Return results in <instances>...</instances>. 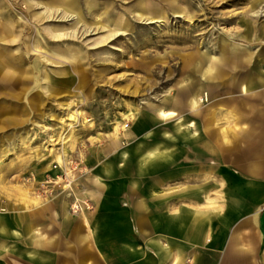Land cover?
<instances>
[{
  "label": "rangeland",
  "instance_id": "1",
  "mask_svg": "<svg viewBox=\"0 0 264 264\" xmlns=\"http://www.w3.org/2000/svg\"><path fill=\"white\" fill-rule=\"evenodd\" d=\"M70 1L68 5L63 0H0V23L11 24L13 35L0 42L5 46L3 57L8 66L24 73L23 82L13 86L0 80V212L15 210L24 213L23 219L36 220L48 236H55L57 248L50 252L56 264H73L75 243L69 233L74 222L82 223L83 210L88 218L94 217L91 226L96 231L103 218V192L80 179L99 172L100 160L116 165L114 154L124 142L123 132L131 128L137 112L155 116L151 107L166 105L163 99L167 92L175 93L186 55H196L193 62L199 64L202 53L219 56L224 44L235 42L253 52L241 73L255 82L250 93L255 96L232 91L219 80L210 83L199 115L180 110L201 128L200 140L168 141L178 153L157 173H167L161 174L160 189L204 186L211 201L201 204L171 195L163 201L169 210L186 205L223 212L234 204L235 191L239 192L238 208L244 207L249 194L256 202L264 200V101L260 99L264 83L257 81L264 76V36H252L249 42L241 38L249 19L256 31L264 23V0ZM146 5L151 14L164 11L166 17L154 22L145 19L152 17ZM119 15L128 29L109 37ZM68 46L78 50L74 63L53 51ZM201 72L191 73L190 78L196 79ZM233 125L242 127L236 137L228 131ZM112 140L117 143L115 151H103ZM202 143L209 146L203 154L197 152ZM183 161L192 167L183 170L189 171L185 178L180 174ZM251 163L260 164V173L248 174ZM64 191H70L69 196ZM137 199H145L147 210L154 206L146 194L129 195L128 204ZM63 202L74 215L70 222L63 218ZM261 205L264 201L254 209ZM230 215L228 231L234 225ZM210 218L213 225L218 223L214 214ZM150 220L146 215L141 225L146 239L156 237ZM124 228L136 241L130 224ZM161 234L159 240L165 244ZM100 237L107 244L103 233ZM248 246L244 251L264 257L263 247ZM95 256L99 264L116 260L112 254L108 263L96 251Z\"/></svg>",
  "mask_w": 264,
  "mask_h": 264
},
{
  "label": "crops",
  "instance_id": "2",
  "mask_svg": "<svg viewBox=\"0 0 264 264\" xmlns=\"http://www.w3.org/2000/svg\"><path fill=\"white\" fill-rule=\"evenodd\" d=\"M245 24V34H242L241 38L246 39L247 42L251 41L252 36L256 37L258 34L264 36V23L259 25L258 31L250 19ZM254 32H256L255 35ZM234 45L239 46L243 53H237L240 54L238 59L237 54L234 53L232 63L229 61L222 64L220 76L213 81L204 78L205 65L204 68L201 66L202 72L201 68L198 70L194 67V70L187 72V69L182 67L181 79H186L190 92L194 94L197 91L201 94L200 92L209 88L210 83H218L216 80H219L221 84L224 83L232 91H240L247 95L252 92L255 82L241 73V67L243 64L250 63L253 52L247 45L236 42ZM219 51V56L225 53L222 48ZM228 53L226 54L227 58H231L230 49ZM247 53L250 55L249 61L243 58ZM188 56L189 54L186 55V59ZM199 71L201 73L196 79L190 78L191 73H199ZM237 72L240 73V76L236 74ZM226 73L229 76L225 78ZM181 79L175 87V93L172 92L174 98H171L169 105L151 107L155 116L137 112L131 128L122 134L121 139L124 142L121 146L119 145L120 147L114 154L115 166L108 159L100 160L98 162L99 172L94 170L90 176L80 179L84 185L95 187L103 192L100 205L103 218L100 224H96L95 227H99V230L96 231L91 226L94 217L88 218L83 210L82 214L84 215L80 220L82 223L74 222L72 234L69 233L75 243L76 257L73 264H99L95 258L97 257L95 251L101 255L105 263L109 262L110 254L115 255L116 260L112 259L114 264H175L176 261H179L178 264L264 263V257H253L249 252L244 251L246 247L249 248V244L252 249L264 248V205L254 209L255 204L257 206V203L264 201L263 198L256 202L253 194H249L243 200L244 207L242 208V204H240L241 207L238 208L237 194L239 192L235 191L234 204L229 205L223 212L219 208L207 210L186 205L169 210L167 203H163L171 195H177L181 200L201 204L211 202L204 193V186L184 187L170 192L168 189H160L163 181L161 174L167 173H159V176L157 172L167 168L165 162L170 161L178 153L177 149L174 150L170 147L168 141H196L201 138L198 133L201 128L194 120L183 117V113L180 112L186 108V111L191 114L199 115L201 113L199 107L197 112H194L187 107L185 102L181 105L173 103V100L182 92L179 86ZM257 81L264 83V76L259 75ZM243 84L246 87L245 91L242 90ZM250 95L255 96L254 94ZM260 99L264 101V96ZM168 108L177 110L179 116L175 119H165L160 111ZM156 119L167 122L158 124ZM240 129L242 127L236 129L233 125L228 131L233 132L232 135L236 137V132ZM204 132L202 130V133ZM116 144L115 140L109 141L101 150L113 152L116 149ZM208 148V145L202 143L197 148V152L203 154V151ZM180 165H182L180 174L185 178L189 171L183 170H192V167L184 161ZM260 171V164L251 163L249 165L248 174L256 175ZM151 174L154 175L150 177ZM144 182H148L147 186H143ZM248 183L252 186L254 180L252 179ZM70 191H64L66 197L69 196L68 192ZM136 194L148 195L149 200L154 204L152 209L147 210L148 204L145 199H137L130 206L128 197ZM211 214L218 217L216 225H213L211 221ZM230 214L234 216V225L228 231L226 229L229 227L230 221L227 218ZM146 215L151 217V232L156 236L152 239H146V232L141 230ZM23 217H25L23 212L15 210H9L3 214L0 212V264H56L55 256L50 252L57 248L55 236H48L45 229L36 220L27 219V217L23 219ZM63 218L69 222L74 219V215L69 212L65 202H63ZM128 223L136 241L130 239L131 233L125 230L127 228H124ZM102 233L109 239L106 241L107 244L100 242ZM161 233L166 240L165 244L159 240ZM83 234H87L88 239L82 242ZM68 243L66 241V244ZM61 245L65 248V243ZM67 247L70 249V245ZM227 248L230 250L229 252H227ZM238 252L242 255L237 256ZM66 253H70V251H66Z\"/></svg>",
  "mask_w": 264,
  "mask_h": 264
},
{
  "label": "bare ground",
  "instance_id": "3",
  "mask_svg": "<svg viewBox=\"0 0 264 264\" xmlns=\"http://www.w3.org/2000/svg\"><path fill=\"white\" fill-rule=\"evenodd\" d=\"M64 3L70 5L71 4V1L70 0H63V4ZM150 11H151V9L148 8V6H147V12L149 14H151ZM154 12L155 13H152L151 14L152 17H147L145 19H148V20L154 22V21H157V20H159V19H161L163 17L164 18L166 17L165 14H164V11H161L159 13L156 12V11H154ZM142 13L143 12H139V14H140L139 17L140 18L143 17V14ZM176 15H179V14H176ZM112 26H113L112 28L115 29V32H113L112 34H110L109 37H112L113 35L122 34V33H124L125 30L128 29V26L126 25V23L124 21V18L121 15H119L116 19H114V21L112 22ZM11 27H12L11 24L10 25H4L2 22L0 23V42L13 38ZM113 29H111V30H113ZM225 40H226V38H225ZM4 48H5V46L0 45V80L5 81V82L8 81L11 84V86H13L12 83H14V84H17L19 82L22 83L23 81H21V80H23V79H22V75L21 74H24V73H22V70L21 69L11 68L10 66H8L5 63V60H4V57H3ZM229 49H230V54H232L231 58H229V57L227 58V56H226V54L228 53V50ZM222 50H223V52H225L224 53L225 55L223 54L222 56H215V55L209 56L206 53H202L203 54L202 55V58H203L202 61L203 62L202 63L200 62L199 64H195L193 62L194 57H196V55L189 53V56L185 60V62L187 64L185 63V65H183V66L187 69V72H190V71L194 70L195 68L199 70L201 68V66H204L205 65V68L203 70V76H204V78L206 80H212L213 81V79L217 78L221 74V67L220 66L222 64H224L225 62L231 61V63H232L233 62V55H234V53L237 54V53L242 52V49L239 48V46L234 45V43L231 44V45L228 44V43L227 44H224ZM53 51H54V53L58 57L63 58V59H66V60H68L71 63H74V61L76 60V57H77V53H78V50L76 48L69 47V46L66 47V48H63V49L55 48ZM238 56L240 57V54H237V59L239 58ZM249 57H250V55L248 53H247V55L243 56V58L247 59L248 61H249ZM204 59H205V62L206 63L204 62ZM190 61H192L193 64L190 63ZM26 78H28V77H26ZM187 81H189V80H187ZM179 86H180V89H182L181 90L182 91L181 92L182 94L180 93L173 100V103H175V104L181 105L182 103L185 102V104L187 105V107L190 110H192L194 112H197L198 107H199V104L200 103H203L206 100H208L209 95L205 91L200 92L201 94H199L197 91L194 94L192 92H190V89L188 87L189 85H187L186 79H184V78H182L181 81L179 82ZM242 90L243 91L246 90V87H245L244 84L242 85ZM171 98H174V96H172V92H167V94L165 95V97L163 99V103L166 104V105L167 104L169 105V102H170ZM160 112L162 113V115H163V117L165 119H175V118H177L179 116V112L177 110L171 109V108L163 109ZM67 187H69V185H67ZM38 237H41V235H38ZM87 239H88V235L87 234H83L82 237H81V241L83 242V241H86ZM178 262L179 261H176L175 264H178ZM88 264H90V263H88Z\"/></svg>",
  "mask_w": 264,
  "mask_h": 264
}]
</instances>
